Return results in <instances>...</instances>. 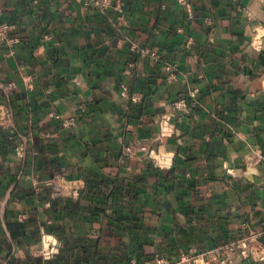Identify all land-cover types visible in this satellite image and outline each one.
I'll return each mask as SVG.
<instances>
[{"label":"crops","instance_id":"crops-1","mask_svg":"<svg viewBox=\"0 0 264 264\" xmlns=\"http://www.w3.org/2000/svg\"><path fill=\"white\" fill-rule=\"evenodd\" d=\"M187 1L192 18L177 0H1L20 43L0 48V106L25 153L0 133V264H38L42 237L85 264L264 246V0ZM61 173L79 197L53 196Z\"/></svg>","mask_w":264,"mask_h":264},{"label":"built area","instance_id":"built-area-1","mask_svg":"<svg viewBox=\"0 0 264 264\" xmlns=\"http://www.w3.org/2000/svg\"><path fill=\"white\" fill-rule=\"evenodd\" d=\"M179 4L187 5L188 12H189V17L192 18V7L191 4L187 0H177ZM90 4H93L95 7H98L100 10H108L110 9V0H103V2H99L94 0H89L87 5L90 6ZM117 9L119 12L123 11V4L118 3L117 4ZM3 17V10L1 8V0H0V48L4 47L5 45L8 46H17L19 45L20 41L18 39H14L11 37L12 32L15 30L14 26L11 24L4 22L2 20ZM173 67L169 66L168 70L172 71ZM123 96L127 97L128 96V89L124 88L123 91ZM190 98L195 99L196 98V92H192L190 94ZM132 102L133 103H138L140 100L139 97L134 96L132 97ZM181 103L177 104V107H180ZM193 104V103H192ZM187 105H184L182 109H186ZM0 113H3L5 118H9L12 120V112L9 110L7 107L0 106ZM9 119H2L0 118V127L6 128V129H11V125L7 123ZM7 123V124H6ZM16 152L19 156L25 153V146L23 144H19L16 148ZM264 161V160H263ZM47 186H51L52 184L49 181L45 182ZM39 190V188H38ZM80 190L76 187L71 186V181H65L64 179L62 182L57 186L54 187L53 190V196L54 197H59V196H67L69 198H76L79 197ZM251 240H236L232 241L230 243H227L225 245L218 246L212 250H210L207 253H204L203 255H216V259H214L215 264H232L234 262V258L237 259V252L243 248L246 249L247 245H250ZM248 243V244H247ZM251 249L249 252L244 251L240 255L241 258H249V256L252 257V264H261L264 263V246L262 244H259L257 242V239H253L251 242ZM235 259V261H236Z\"/></svg>","mask_w":264,"mask_h":264},{"label":"rangeland","instance_id":"rangeland-1","mask_svg":"<svg viewBox=\"0 0 264 264\" xmlns=\"http://www.w3.org/2000/svg\"><path fill=\"white\" fill-rule=\"evenodd\" d=\"M99 2H103V0H96ZM114 0H110V8L112 7V4L114 5V9L116 12H119L117 9V5L113 3ZM94 3V0H93ZM98 8V7H96ZM0 118L4 119H9L5 118L3 113H0ZM8 124L12 125V120L9 119L7 121ZM6 123V124H7ZM67 180V177L64 174H57L53 178L47 180L49 181L52 185L49 187H55L56 185L58 186L62 180ZM118 246V245H116ZM66 248V245H64L63 241H60L58 238L55 237H42L40 239V242L37 246L31 248L30 250V257L33 259H40L46 263H51V264H68V261L66 260V254L63 252L64 249ZM209 252V251H207ZM204 252V253H207ZM204 253H197V252H191L186 255H181L178 259L175 260H167L158 254L152 262H148L147 264H215L214 259H216V255H203ZM103 255V254H102ZM105 255V253H104ZM107 255V254H106ZM27 258V257H26ZM250 259H252L251 256H249ZM235 259L232 264H235ZM248 259V258H247ZM243 260L244 259L243 257ZM131 264H138L135 259L131 261Z\"/></svg>","mask_w":264,"mask_h":264},{"label":"trees","instance_id":"trees-1","mask_svg":"<svg viewBox=\"0 0 264 264\" xmlns=\"http://www.w3.org/2000/svg\"><path fill=\"white\" fill-rule=\"evenodd\" d=\"M0 133L6 134L7 137H9L8 139H10V141L12 140L14 142V145H16L14 148L16 150V148L18 146V143H19V139L17 140V134H16V132L13 129H6V128H3V127H0ZM4 143H6V142H3V144ZM131 236H133V235H131ZM139 244L142 246L143 243L142 242H139ZM93 256H95V255L83 254V259H81V261H79V262H75L74 263L73 260H75L76 254L74 252H71V251L69 252L67 250L66 260L68 261V264H72V263H74V264H85L83 262L85 260H87V262H88V259L91 258V257H93ZM132 256L135 257V259L137 260V263L138 264H140V263L142 264L144 262L143 259H145V260H151V261L153 260L148 255H144L143 253H141L139 255H136V256L133 254V255H131V257ZM131 257L128 259V263L129 264L132 261L131 260ZM95 263L96 264H100V260H96ZM38 264H47V263L39 259L38 260Z\"/></svg>","mask_w":264,"mask_h":264},{"label":"bare ground","instance_id":"bare-ground-1","mask_svg":"<svg viewBox=\"0 0 264 264\" xmlns=\"http://www.w3.org/2000/svg\"><path fill=\"white\" fill-rule=\"evenodd\" d=\"M167 155L163 154V155H157V154H153V158L156 159V161H158L159 164L166 166L170 163V161H167V159L169 158Z\"/></svg>","mask_w":264,"mask_h":264}]
</instances>
